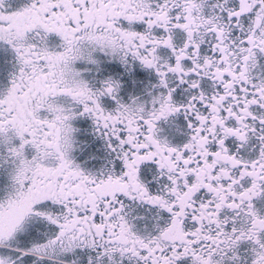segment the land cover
I'll return each instance as SVG.
<instances>
[{
	"label": "snow or ice",
	"instance_id": "6c2138e0",
	"mask_svg": "<svg viewBox=\"0 0 264 264\" xmlns=\"http://www.w3.org/2000/svg\"><path fill=\"white\" fill-rule=\"evenodd\" d=\"M0 264H264V0H0Z\"/></svg>",
	"mask_w": 264,
	"mask_h": 264
}]
</instances>
